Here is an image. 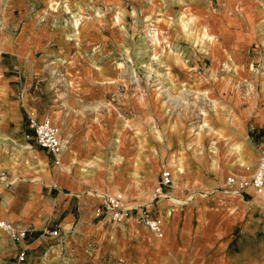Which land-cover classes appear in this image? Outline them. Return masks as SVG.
I'll list each match as a JSON object with an SVG mask.
<instances>
[{
	"label": "rangeland",
	"instance_id": "rangeland-1",
	"mask_svg": "<svg viewBox=\"0 0 264 264\" xmlns=\"http://www.w3.org/2000/svg\"><path fill=\"white\" fill-rule=\"evenodd\" d=\"M4 67L22 74L27 103L39 114L53 112L48 118L63 133L67 153L56 167L44 153V169L85 184L89 221L104 218L113 242L126 223L95 214L104 195L119 193L124 206L163 217L182 210L183 201L220 194L227 177L254 175L264 144V0H0V72ZM6 95L0 89V111ZM64 118L88 143L77 164L79 140L68 145ZM23 131L4 133L19 146ZM27 143L28 152L39 148ZM161 170L171 185L156 192ZM77 198L65 210H74ZM54 214L41 227L57 226L58 236L40 228L33 249L13 245L29 229L4 230L0 264H125L116 248L101 243L97 252L94 240L82 242L77 218L65 228ZM128 220L146 233L139 242L146 264H176L178 257L156 253L165 227L158 237ZM255 236L262 237L257 254L247 257L264 264V232Z\"/></svg>",
	"mask_w": 264,
	"mask_h": 264
},
{
	"label": "crops",
	"instance_id": "crops-1",
	"mask_svg": "<svg viewBox=\"0 0 264 264\" xmlns=\"http://www.w3.org/2000/svg\"><path fill=\"white\" fill-rule=\"evenodd\" d=\"M7 71H12L13 74H7ZM14 72V69L10 70L6 67L0 72V89L7 94V98L3 100L5 104L3 111H0V136L8 141L13 140L12 135H17L19 130L26 131L19 104L23 105L22 103L26 102L25 104L28 105L29 110L24 109V115L26 112H33L37 118L42 119L52 117L53 113L39 114L30 107L27 103V94L22 93V86H27L29 83L24 85L22 74L17 76ZM18 93H20L19 97ZM63 120L65 125L60 122V127L68 129L66 133L70 143L68 145L73 148L71 141L74 137L79 140L75 145L78 143L77 146L80 149L73 148L77 152V164L79 155L85 152L82 147H88V143L85 137L78 136L76 133L79 128L75 123L71 125L67 118ZM8 131L12 134L11 136L4 133ZM62 134L59 130V137L63 140ZM92 134L96 139L94 131ZM3 143L4 145L0 144V172L3 173L0 180L5 183L0 185V219L14 223L17 229L23 228V231L29 229L25 238H20L16 244L13 243L14 247L25 246L26 249L36 247L41 237V225L47 222L46 216L56 212L53 218L57 224L65 228H69L77 218V228L81 230L80 240L82 242L94 240L100 246L96 249L97 252L103 248L102 244H104L105 247H114L122 253L125 264H146L150 261L143 249L139 247L140 241L147 242L146 233L135 226L132 220H128L132 217L126 219L124 229L119 230L113 242L110 236L112 229L104 225V218L92 217L97 219V223L89 221L91 204L82 181L76 180L73 174L64 178L57 172L46 171L44 164L47 166L49 161L44 162L42 155L47 152L41 148L28 152L32 146L27 141L26 145L19 144V146L10 145L13 142L3 141ZM13 149L22 152L16 154ZM9 150L11 152H8ZM63 153H67L66 150H63ZM14 156L17 158L23 156V158L15 162ZM66 158V156L62 157V162H65ZM24 159L30 162L29 166L27 161L23 162ZM212 166H215V163ZM76 169L77 167L73 168V170ZM34 175L38 179L31 178ZM224 181L225 179L221 189L224 188ZM220 192V194L198 197L194 201L190 199L183 201L182 210L167 211L163 217L155 216L161 218L163 229L165 227L164 240L156 250L159 257L165 254L174 255L178 257L176 264L184 259H186L185 264H256L255 257L254 260L249 261L247 256L257 254V246L260 244L257 239L262 237L255 235L259 230L264 232V191L256 194L252 189L245 188L241 194H226L222 190ZM74 195L78 197L76 208L71 209L72 211L65 210L68 202L74 200ZM64 200L66 205L63 207ZM47 225L48 223H45V226ZM89 227L92 229L86 234ZM3 232L4 230H1L0 239L3 238ZM117 237H122L123 242H120ZM80 249L78 248V252Z\"/></svg>",
	"mask_w": 264,
	"mask_h": 264
},
{
	"label": "built area",
	"instance_id": "built-area-1",
	"mask_svg": "<svg viewBox=\"0 0 264 264\" xmlns=\"http://www.w3.org/2000/svg\"><path fill=\"white\" fill-rule=\"evenodd\" d=\"M25 128L23 132V139L27 142H32L37 147L45 150L47 154L51 156L53 164L56 166L60 163L59 154L63 149V140L59 137V129L54 126L48 118H37L33 113L26 112L25 114ZM257 165L254 171V175L249 181H238L233 177H227L224 182V188L222 189L226 194H241L245 188H250L256 194H261L264 191V144L260 146L257 152ZM3 173L0 172V179ZM171 185V175L166 170H161L159 173V179L156 182V192H163L162 190L168 188ZM95 214H105L111 217L116 223L125 222L126 219L132 217L142 225L155 234L160 236L163 226L162 220L158 217L148 214L144 209L136 210L134 206H124L123 198L119 193H112L104 195L102 198L101 207L95 208ZM8 220L0 221V229L9 230L14 233ZM44 234L50 237L58 236L60 228L44 226L41 228ZM24 235V231L19 232ZM14 235V234H12ZM19 259L23 258L21 252L18 256Z\"/></svg>",
	"mask_w": 264,
	"mask_h": 264
},
{
	"label": "bare ground",
	"instance_id": "bare-ground-1",
	"mask_svg": "<svg viewBox=\"0 0 264 264\" xmlns=\"http://www.w3.org/2000/svg\"><path fill=\"white\" fill-rule=\"evenodd\" d=\"M76 22V21H75ZM75 25H77L76 23H74ZM76 27H78V26H76ZM207 39V41H212V38H210V39H208V38H206ZM3 141H6V142H8V140L7 139H1V143L3 142ZM63 143V142H62ZM64 148V147H63ZM63 150L64 149H62V151L60 152V154H59V161H60V158H61V155H62V153H63ZM65 151V150H64ZM173 163H175V162H173ZM176 165H177V169H178V171L180 170V165L178 164V163H175ZM13 229L14 228H16V225L14 224V223H12L11 225H10Z\"/></svg>",
	"mask_w": 264,
	"mask_h": 264
}]
</instances>
